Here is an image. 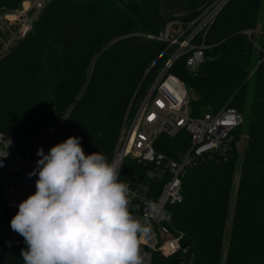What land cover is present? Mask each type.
Here are the masks:
<instances>
[{"label":"trees","instance_id":"16d2710c","mask_svg":"<svg viewBox=\"0 0 264 264\" xmlns=\"http://www.w3.org/2000/svg\"><path fill=\"white\" fill-rule=\"evenodd\" d=\"M24 1L33 0H0V10L18 9ZM44 1L31 30L0 58V133L16 138L20 151L32 140L36 163L38 148L47 154L70 136L81 138L86 154L101 152L111 162L132 99L144 94L165 61L158 56L166 44L144 35L159 34L169 20H195L214 0H188L185 15L169 18L161 14L160 0ZM205 44L206 60L196 74L187 70L186 58L169 73L194 92L193 117L224 106L247 114L245 152L239 171L237 152L188 170L182 203L167 208L184 234L185 252L156 253L152 264H264V0L228 1ZM189 142L181 131L159 137L155 148L176 159ZM142 171L128 160L123 176L142 177ZM153 185L159 192L162 184ZM14 212L0 207V264H24V239L10 226Z\"/></svg>","mask_w":264,"mask_h":264},{"label":"built area","instance_id":"2783aa9c","mask_svg":"<svg viewBox=\"0 0 264 264\" xmlns=\"http://www.w3.org/2000/svg\"><path fill=\"white\" fill-rule=\"evenodd\" d=\"M228 1L214 0L195 20H169L159 34L144 35L148 40L166 44L158 56V60L165 61L144 94L139 99L135 97L128 108L111 159L121 168L120 179L135 193L130 202L133 215L149 219L152 225L151 238L141 244L144 264H152L156 253L170 257L185 252L182 248L184 234L174 228L167 208L182 203V183L188 170L200 160L226 159L239 152L240 140L247 141L244 116L235 108L224 106L216 112L206 111L193 117L190 104L195 98L194 92L169 73L183 58L190 73L199 71L209 48L205 44L206 34ZM25 3L28 6L23 7ZM25 3L15 10H0V58L26 36L44 7L42 0ZM245 34L251 36V31ZM181 131L188 133L190 142L176 159L156 150L155 142L159 137H175ZM24 142L27 145L20 151L16 138L0 133V201L15 212L21 201L35 193L38 179V175H28L36 167V162L30 159L32 140ZM128 160L143 166L142 177L139 174L123 176ZM239 178L237 173L235 183ZM152 183L162 184L159 192ZM148 201L157 203L160 211L149 216Z\"/></svg>","mask_w":264,"mask_h":264},{"label":"clouds","instance_id":"9594fccd","mask_svg":"<svg viewBox=\"0 0 264 264\" xmlns=\"http://www.w3.org/2000/svg\"><path fill=\"white\" fill-rule=\"evenodd\" d=\"M98 135H102L98 133ZM81 138L52 146L29 177L36 191L18 205L11 229L23 237L24 264H144L141 244L152 236L149 219L133 215L135 195L120 167L101 152L86 154ZM148 215L160 211L148 201Z\"/></svg>","mask_w":264,"mask_h":264},{"label":"rangeland","instance_id":"374dc122","mask_svg":"<svg viewBox=\"0 0 264 264\" xmlns=\"http://www.w3.org/2000/svg\"><path fill=\"white\" fill-rule=\"evenodd\" d=\"M42 1L45 4V1L44 0H42ZM24 3H25V1L22 3V5ZM22 5H21V7H22ZM25 6H28V3H25L23 7H25ZM188 8H189L188 0H160V12H161V14L164 17H168L169 18V17H178V16L185 15L188 12ZM258 31L259 32L261 31V24L258 26ZM257 44H258V39H256V45ZM91 70H92V68L90 66V69L88 70V75H89V71H91ZM206 111H211V110L209 108H204L203 109V113L206 112ZM244 119H245V122H246L247 114L244 115ZM244 132H245V128H244ZM245 147H246V142L244 140H240L239 141L240 150L238 152V158H237L238 171H239V168H240L241 161L243 159V155H244V152H245ZM234 195H235V192H234V194L232 196V199H231L230 214H229V217H228V220H227V225H226V242L224 244L223 259H225V257H226L227 240H228V237H229V234H230V231H231ZM16 213L17 212H14V214H16Z\"/></svg>","mask_w":264,"mask_h":264},{"label":"water","instance_id":"95a60500","mask_svg":"<svg viewBox=\"0 0 264 264\" xmlns=\"http://www.w3.org/2000/svg\"><path fill=\"white\" fill-rule=\"evenodd\" d=\"M136 97V95L134 96V98ZM134 98L132 99V101H131V103H130V106H129V108L132 106V104H133V101H134ZM3 206V203L0 201V207H2Z\"/></svg>","mask_w":264,"mask_h":264},{"label":"snow or ice","instance_id":"6c2138e0","mask_svg":"<svg viewBox=\"0 0 264 264\" xmlns=\"http://www.w3.org/2000/svg\"><path fill=\"white\" fill-rule=\"evenodd\" d=\"M150 119H151V117H150Z\"/></svg>","mask_w":264,"mask_h":264}]
</instances>
